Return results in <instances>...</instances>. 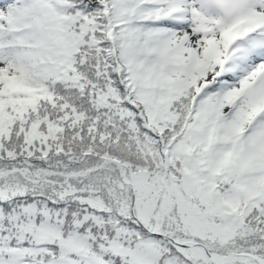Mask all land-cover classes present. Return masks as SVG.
I'll return each mask as SVG.
<instances>
[{"label": "snow or ice", "instance_id": "1", "mask_svg": "<svg viewBox=\"0 0 264 264\" xmlns=\"http://www.w3.org/2000/svg\"><path fill=\"white\" fill-rule=\"evenodd\" d=\"M0 264H264V0H0Z\"/></svg>", "mask_w": 264, "mask_h": 264}]
</instances>
